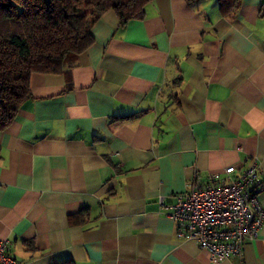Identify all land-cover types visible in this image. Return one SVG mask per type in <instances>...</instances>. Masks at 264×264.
<instances>
[{
  "label": "crops",
  "instance_id": "1",
  "mask_svg": "<svg viewBox=\"0 0 264 264\" xmlns=\"http://www.w3.org/2000/svg\"><path fill=\"white\" fill-rule=\"evenodd\" d=\"M0 128V238L20 264H264L177 237L161 204L254 160L264 181V0H151L114 10ZM264 207V189L259 193Z\"/></svg>",
  "mask_w": 264,
  "mask_h": 264
},
{
  "label": "trees",
  "instance_id": "2",
  "mask_svg": "<svg viewBox=\"0 0 264 264\" xmlns=\"http://www.w3.org/2000/svg\"><path fill=\"white\" fill-rule=\"evenodd\" d=\"M149 1L0 0V128L31 96L32 74L61 72L94 41L92 27L105 11L125 24L143 18Z\"/></svg>",
  "mask_w": 264,
  "mask_h": 264
},
{
  "label": "built area",
  "instance_id": "3",
  "mask_svg": "<svg viewBox=\"0 0 264 264\" xmlns=\"http://www.w3.org/2000/svg\"><path fill=\"white\" fill-rule=\"evenodd\" d=\"M264 181L254 160L239 173L234 165L222 172L195 175L187 187L164 203L177 237L196 241L213 259L242 257L248 241L255 240L264 224L259 193ZM0 264H20L0 238Z\"/></svg>",
  "mask_w": 264,
  "mask_h": 264
}]
</instances>
